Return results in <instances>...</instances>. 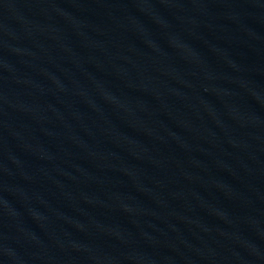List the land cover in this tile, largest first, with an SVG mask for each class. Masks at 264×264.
Returning <instances> with one entry per match:
<instances>
[{
    "label": "water",
    "instance_id": "1",
    "mask_svg": "<svg viewBox=\"0 0 264 264\" xmlns=\"http://www.w3.org/2000/svg\"><path fill=\"white\" fill-rule=\"evenodd\" d=\"M0 264H264V0H0Z\"/></svg>",
    "mask_w": 264,
    "mask_h": 264
}]
</instances>
